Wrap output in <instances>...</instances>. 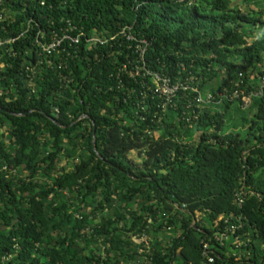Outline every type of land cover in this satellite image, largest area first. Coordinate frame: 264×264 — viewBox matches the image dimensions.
Listing matches in <instances>:
<instances>
[{"label": "trees", "instance_id": "16d2710c", "mask_svg": "<svg viewBox=\"0 0 264 264\" xmlns=\"http://www.w3.org/2000/svg\"><path fill=\"white\" fill-rule=\"evenodd\" d=\"M0 41V264H264V0H0Z\"/></svg>", "mask_w": 264, "mask_h": 264}, {"label": "built area", "instance_id": "2783aa9c", "mask_svg": "<svg viewBox=\"0 0 264 264\" xmlns=\"http://www.w3.org/2000/svg\"><path fill=\"white\" fill-rule=\"evenodd\" d=\"M125 33V31H124ZM124 36L126 37L128 42H136L137 46H136V53L139 54L140 57V61L143 65H145L146 61H145V54H146V48L143 47L144 44H146L145 41L140 40L137 41V39L130 35L125 33ZM66 40H69L71 43L73 44H78L80 39L79 37L77 38H72L69 35H64L61 38H56L50 45H42L40 44V47L42 49V52L47 53V54H51L52 52H54L57 48H60L62 43ZM14 39H11L8 42H14ZM95 42H98L100 44H102L104 41H101L99 39H96ZM3 45V43L0 41V47ZM144 71H145V76L151 77L153 79V83L155 85V90L154 93L158 95V97H160L164 102L162 105V109L166 110L167 106L171 103L172 99L175 98V96L177 95V93L179 91H186L189 89L188 86L184 85L183 83H177V84H172L171 80L163 75H160L158 73H152L151 71L145 69L144 66ZM138 74V73H137ZM263 84H264V80H263ZM219 97L223 98H227L225 93H220L218 94ZM254 97L260 96V94H254ZM232 97H238L237 94L235 93ZM215 97H213L212 95H208L205 99L202 96H198L197 98V103L199 104H206V105H210L213 104L215 101ZM187 122H190V119H187ZM238 205L241 207L242 206V200L238 199L237 200ZM219 242H221V239H218ZM204 258L206 259V264H215V259L213 256L209 255L208 250L210 249L209 244H205L204 247Z\"/></svg>", "mask_w": 264, "mask_h": 264}, {"label": "rangeland", "instance_id": "374dc122", "mask_svg": "<svg viewBox=\"0 0 264 264\" xmlns=\"http://www.w3.org/2000/svg\"><path fill=\"white\" fill-rule=\"evenodd\" d=\"M255 106H256V103L253 101V103L251 104V109H253V108L255 109ZM242 112H243V114H235V113L231 114V121H229L230 126L228 128V131L233 130L235 125L239 123L238 121H241V119L244 117L243 115H244V112H246V109L242 110ZM247 117H249V114L247 115Z\"/></svg>", "mask_w": 264, "mask_h": 264}]
</instances>
